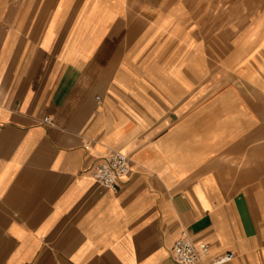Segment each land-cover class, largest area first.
<instances>
[{"label":"crops","instance_id":"crops-1","mask_svg":"<svg viewBox=\"0 0 264 264\" xmlns=\"http://www.w3.org/2000/svg\"><path fill=\"white\" fill-rule=\"evenodd\" d=\"M185 8L0 0V264H180L182 232L264 264V35L210 67Z\"/></svg>","mask_w":264,"mask_h":264},{"label":"rangeland","instance_id":"rangeland-1","mask_svg":"<svg viewBox=\"0 0 264 264\" xmlns=\"http://www.w3.org/2000/svg\"><path fill=\"white\" fill-rule=\"evenodd\" d=\"M190 24L203 37L206 64L224 63L229 55H240L243 48L235 35L261 33L264 35V0H183ZM212 75V72L207 73ZM226 74V75H223ZM228 74L221 72L222 79ZM211 78V77H210Z\"/></svg>","mask_w":264,"mask_h":264},{"label":"built area","instance_id":"built-area-1","mask_svg":"<svg viewBox=\"0 0 264 264\" xmlns=\"http://www.w3.org/2000/svg\"><path fill=\"white\" fill-rule=\"evenodd\" d=\"M88 146V145H86ZM130 156L121 149H111L94 165L93 175L104 185L117 189L119 181L130 170ZM173 256L180 264H197L211 252V245L206 240L195 241L187 232H182L173 243ZM234 256L231 250L212 258L210 264H221Z\"/></svg>","mask_w":264,"mask_h":264}]
</instances>
